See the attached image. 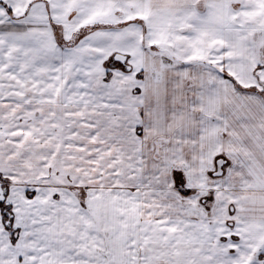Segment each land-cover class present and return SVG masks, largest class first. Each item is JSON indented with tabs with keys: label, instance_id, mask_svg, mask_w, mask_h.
Listing matches in <instances>:
<instances>
[{
	"label": "snow or ice",
	"instance_id": "snow-or-ice-1",
	"mask_svg": "<svg viewBox=\"0 0 264 264\" xmlns=\"http://www.w3.org/2000/svg\"><path fill=\"white\" fill-rule=\"evenodd\" d=\"M0 264H264V0H0Z\"/></svg>",
	"mask_w": 264,
	"mask_h": 264
}]
</instances>
